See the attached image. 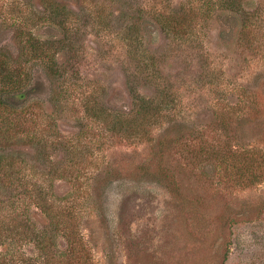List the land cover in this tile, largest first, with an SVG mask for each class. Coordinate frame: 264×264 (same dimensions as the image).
Instances as JSON below:
<instances>
[{"label": "rangeland", "instance_id": "obj_1", "mask_svg": "<svg viewBox=\"0 0 264 264\" xmlns=\"http://www.w3.org/2000/svg\"><path fill=\"white\" fill-rule=\"evenodd\" d=\"M4 58L13 264H264V0H0ZM35 186L73 195L65 235Z\"/></svg>", "mask_w": 264, "mask_h": 264}, {"label": "trees", "instance_id": "obj_2", "mask_svg": "<svg viewBox=\"0 0 264 264\" xmlns=\"http://www.w3.org/2000/svg\"><path fill=\"white\" fill-rule=\"evenodd\" d=\"M42 48L43 44L39 43L38 41H35L31 36H29V38L23 44V53H25L31 58L37 57L38 59V57L41 58V53L43 54ZM23 80L21 79L20 66L18 64H16L15 67H12L11 64L7 65L6 58L0 59V112L5 113L4 116L9 120V126L7 128L8 131H12L13 128H15L12 122L10 121L11 114L13 113V109L15 107L13 106L11 101H9V99L13 101L23 99L24 93L20 92L21 87L23 85ZM14 162L15 160L13 158L0 152V170H3L0 174H9L8 176H6V178L2 180L0 179V191L3 190L5 193L2 196L3 198L1 197L2 200L0 199V206L2 207L3 211H7V213L9 214H15V212L21 207H29V205H32L31 202L33 198V195H31L32 192H28L27 188H25V186L21 183H16V181L19 180L14 176L12 168H9L8 170L3 169L5 165L11 167ZM35 187L36 189L33 193H36L37 191L38 200L36 204L33 205H36V207L39 208L49 218L50 229L53 230L54 233L62 231L63 235H65L64 228L66 227V224L61 225L59 219L68 218L69 215L67 209L70 208L72 205L69 203L67 204V206L59 207V200L62 201L61 199L65 198L72 199L73 195H69L68 193L64 194L61 199H56L55 194L53 193L48 199H45L43 197V195L45 196L44 192H41L42 190L38 186ZM22 196H26L29 201L22 202ZM30 230L35 231V229L33 228H30ZM14 231V228H11L8 231V236H5L4 239L0 240V247L3 243L7 242V240H10V242H8V250L3 252L0 251V264H13L12 260L18 258V256H16V252L13 251L11 245H13V237L16 236L18 238V236L20 237V234L18 233V231L16 233ZM35 235L36 234L32 235L31 237H34ZM44 238L45 236L43 235V237H41L40 239L41 241H37L38 243H41V248H39L41 251L44 250V246H42ZM71 247L72 245L70 246V248ZM73 250V254L75 255L76 250ZM10 254L12 255L10 256ZM60 256L63 257V260L65 262L68 257H71L67 251L61 252ZM14 264H20V260H15Z\"/></svg>", "mask_w": 264, "mask_h": 264}]
</instances>
